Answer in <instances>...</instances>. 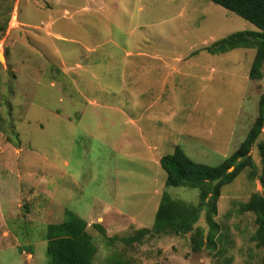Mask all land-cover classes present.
<instances>
[{
	"label": "rangeland",
	"instance_id": "1",
	"mask_svg": "<svg viewBox=\"0 0 264 264\" xmlns=\"http://www.w3.org/2000/svg\"><path fill=\"white\" fill-rule=\"evenodd\" d=\"M257 29L209 0H0V264H49L47 225L68 211L88 222L94 264H260L255 214L239 207L262 191L264 128L257 174L221 188L216 248L193 251L195 229L132 238L164 191L199 202L166 188L161 157L180 145L216 166L247 137L264 94V75L249 78L256 51L205 48Z\"/></svg>",
	"mask_w": 264,
	"mask_h": 264
},
{
	"label": "trees",
	"instance_id": "2",
	"mask_svg": "<svg viewBox=\"0 0 264 264\" xmlns=\"http://www.w3.org/2000/svg\"><path fill=\"white\" fill-rule=\"evenodd\" d=\"M221 7L248 20L258 29L237 31L216 40L205 49L211 54H221L237 48L255 49L249 78H263L264 68V0H209ZM259 114L248 132L247 137L239 147L219 165L212 166L191 158L185 150L177 145L174 151L160 159V165L166 172L165 186L188 187L199 191V202L189 204L173 198L164 191L155 220L151 228L143 227L132 236L134 241H142L147 235L160 234L187 235L195 229L193 236V251L203 247L216 248V235H219V225L215 220L218 212L217 201L221 188L232 183L244 170L250 169L256 175V165L250 154L252 147L262 134L264 128V94L260 98ZM262 168L258 175L262 187L261 192L254 193L248 202L241 203V213L253 212L257 230L252 236L259 248L264 249V140L259 142ZM233 168V169H232ZM205 211L209 231L204 237L202 228H194ZM68 219L59 223L47 225V255L49 264H94L97 246L88 230V222L84 218L68 211ZM106 238L105 227L101 223L93 224ZM223 236V234L221 235ZM132 239H127L131 242ZM124 255V254H122ZM121 254H115L110 262L114 264H129L122 259ZM260 264H264V256Z\"/></svg>",
	"mask_w": 264,
	"mask_h": 264
},
{
	"label": "bare ground",
	"instance_id": "3",
	"mask_svg": "<svg viewBox=\"0 0 264 264\" xmlns=\"http://www.w3.org/2000/svg\"><path fill=\"white\" fill-rule=\"evenodd\" d=\"M0 59L3 60L2 57H1V55H0Z\"/></svg>",
	"mask_w": 264,
	"mask_h": 264
}]
</instances>
